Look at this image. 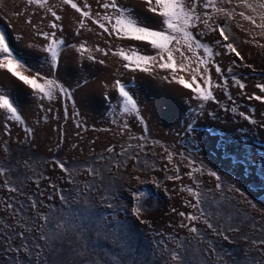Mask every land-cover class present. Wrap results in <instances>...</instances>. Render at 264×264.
<instances>
[{
	"label": "rangeland",
	"instance_id": "obj_1",
	"mask_svg": "<svg viewBox=\"0 0 264 264\" xmlns=\"http://www.w3.org/2000/svg\"><path fill=\"white\" fill-rule=\"evenodd\" d=\"M88 2L95 12L96 0ZM119 2L134 9L145 25L155 29L162 26V18L147 12L142 0ZM50 3L58 4V0ZM56 10L64 29L57 35L65 44L60 63L53 69L45 62L47 54L40 50L46 42L33 27L39 24L43 31H49L50 14L28 6L26 0H0V32L6 34L15 53L72 93V99L58 94L53 101L40 100L31 89L0 70V91L14 100L25 121H7L6 114L0 113V167L10 168L0 176V185L7 179L9 187L19 189L10 193L0 187V264H16L18 260L24 264H164L169 250L180 251L187 264H256L264 260V246L251 243L264 237V103L249 99L253 94L264 96L255 87L264 83V47L260 46L264 45V29L239 15L230 21L223 16L213 21L230 25L228 43L236 45L243 61L215 44L222 39L217 32L200 36L199 31L207 29L201 26L192 30L219 53L214 63L221 66L224 75L221 77L210 65L213 83L228 81L226 87L213 88L215 100L201 101L191 90L165 80L168 73L162 70L152 75L131 71L111 52L108 56L93 52L96 61L89 60L87 54L81 56L72 45L78 48L85 41L89 48L117 51L132 45L144 54H154V50L139 42L98 35L100 30L91 24V32L79 29L74 10L67 6ZM236 11H244L258 24L264 15V9L239 7ZM198 54L206 55L202 49ZM238 64L251 65L255 71ZM237 79L245 89L238 88ZM116 80L125 84L137 101L139 115L124 112L123 98L112 87ZM26 128L32 129L31 134ZM142 135L145 140L132 138ZM110 147L114 152L107 151ZM5 148L7 152H3ZM169 153L173 156L171 164L167 161ZM55 160L78 171L69 176L54 166ZM88 167L99 170L95 180L85 172ZM175 167L180 168L181 179L169 180V176L177 175ZM192 168L201 171L192 172ZM212 172L219 181L210 175ZM136 176L140 179H134ZM186 187L201 193L199 208L187 206L193 198L181 190ZM133 193L142 194L139 203L145 211L139 219L132 214L138 203ZM61 196L67 198V204ZM28 197L37 202L35 209L30 208ZM86 202L94 209L87 219ZM109 202L113 208L106 207ZM200 208L223 235L212 234L202 219L193 222L178 215H199ZM39 216H48L53 224H46ZM97 217L107 220L98 221ZM56 221L64 223L65 229L54 231ZM182 222L197 227L202 238L181 228ZM20 224L34 230L27 234L31 257L9 251L20 243L14 235L22 230ZM40 224L44 227L37 231ZM230 227H238L240 232L228 231ZM41 231L47 242L39 239ZM36 243L43 251L34 248Z\"/></svg>",
	"mask_w": 264,
	"mask_h": 264
},
{
	"label": "snow or ice",
	"instance_id": "obj_2",
	"mask_svg": "<svg viewBox=\"0 0 264 264\" xmlns=\"http://www.w3.org/2000/svg\"><path fill=\"white\" fill-rule=\"evenodd\" d=\"M146 11L154 14L155 16L162 18V26L159 29L149 27L142 23L136 16L134 9L126 7L119 2V0H96L97 9L94 12L93 6L88 2V0H58V4H51L50 0H26L28 6H35L37 9L43 10L46 14H50L51 20H49L47 27L49 31H43L39 24L33 25L36 28V34L43 38L46 42L41 46L40 50L47 54L45 57V62L50 64L53 69L57 68L60 59L63 46L65 44L64 39L60 38L57 33L63 32V25L61 22L62 16L58 14L57 8L62 6H67L68 8L75 11L78 14L77 17V27L79 29H86L91 32L93 29L89 26L94 25L100 30L98 35H107V37H115L120 40L134 41L141 44H146L151 50H154V54H144L140 48L136 46L122 47L117 51H112L111 48L105 50L99 46L89 48L87 46V41L81 43L77 48L76 45L72 47L84 56L87 54L89 60L96 61V57L92 55L93 52L101 53L103 56H108L111 52L112 55L119 57L125 63L123 67L130 69L131 71H139L142 73H147L152 75L156 71H164L168 73L163 78L170 83H176L181 85L184 89L191 90L195 94V98L201 101H212L215 100L213 95V88L226 87L228 81L225 79L222 83H213L211 76L210 65L215 67V72L220 74L222 77L224 75V70L219 64L214 63V56L219 55L215 53L213 48L206 43L201 42L197 38V35L192 31L193 29H207V32L200 30L199 35L205 36L208 32H217L219 37L222 39H217L215 41L216 45L223 47L227 53L234 54L236 58L240 61L244 60L241 53L237 50L234 43H228L230 40L229 29L230 25L225 26L219 23H213L217 17L223 16L226 20L230 21L239 15L245 20L250 21L253 25L258 28L264 29V15L259 18L261 23H257V20L250 15H246L244 11L237 12L236 9L239 7L249 8L253 11L258 9H264V3H250L249 0H142ZM222 5H228L229 7H223ZM198 8L201 11H198ZM215 13L216 15H212ZM28 24H32L31 19L27 20ZM80 33L77 32V35ZM264 47V45H260ZM203 50L206 55H199V50ZM186 53H192V56ZM234 64L236 60L232 61ZM98 63L103 64L104 60H99ZM252 68L251 65H237ZM0 70H4L9 73L16 80L21 82L23 85L27 86L32 92L40 99H47L48 101H53L57 99L58 94L60 96L72 99V93L57 79L49 78L47 75L41 73L38 70L32 69L29 65L25 63L22 57L15 53L14 49L10 46L6 34L0 32ZM229 73L232 69H227ZM252 71H255L252 68ZM32 73L29 75L28 73ZM184 74L190 77L185 79ZM239 89H245L246 85L242 83L239 79L235 81ZM115 88L119 96L123 98V110L125 113H135L139 115V109L137 107V101L133 98L128 90H126V85L121 83L120 80H116L112 85ZM259 89L260 93H264V83H258L255 85ZM229 99L231 96L229 95ZM249 99H255L264 103V96L253 94ZM0 113L6 114L5 119L7 121H14L19 124H24L25 121L15 104L14 100L10 96L2 91H0ZM65 115H67V109H65ZM79 115V113H75ZM247 118V117H246ZM47 120V117H44ZM143 122V118H141ZM252 123H256L254 120ZM80 126L79 124L77 125ZM125 128L128 126L125 124ZM7 128V125H5ZM26 132L31 134L32 129L26 128ZM145 131H147V126L145 125ZM133 139L145 140L146 136L132 137ZM143 148V145H139ZM8 149H3V152H7ZM109 153L114 152L113 148H108ZM126 151V150H125ZM167 152V149H165ZM123 155V153H121ZM101 159H103L101 157ZM134 159V157H133ZM167 161L169 164L173 162V156L169 153L167 155ZM139 163V161H137ZM55 167H58L62 172L67 173L69 176L73 174L77 169H70L66 167L65 163L60 160L53 161ZM191 164H189V167ZM116 167H119L117 165ZM111 171V169H107ZM177 175L169 176V180H178L181 177L178 175L180 172L179 167H175ZM201 171V169L192 168V172ZM10 172L8 167H0V176H5ZM85 172L92 176L95 180L99 175V170L97 168L88 167ZM191 176V173H187ZM211 176L215 177L217 181L220 177L216 173H210ZM104 177L100 176L101 182H103ZM134 179L139 180L140 177L136 176ZM194 179V178H193ZM75 183L74 180L70 181ZM10 181L5 179L0 187H6L7 191L10 193H17L19 189L17 187H9ZM217 188L220 187L219 184L216 185ZM182 191L188 192V194L193 198V200L188 201L187 206L193 209L199 208L201 204V193L195 191L192 187H186L181 189ZM30 208L35 209L38 205L35 200H31ZM104 199H108L104 197ZM133 199L138 203L132 209V214L139 219L145 209L143 205L139 203L142 200V194L133 193ZM60 200L65 204L68 203L67 198L64 196L60 197ZM194 201V202H193ZM87 215L85 218H89L91 212L94 210L93 205L87 203ZM12 207L11 204L7 205ZM107 208H113L111 202L106 204ZM175 211V209L173 210ZM200 214H186L185 212H179L178 215L183 217L187 221L198 222L202 219L203 224L212 231L214 235H223V232L218 227L214 226L211 222V217L202 209H199ZM39 220L44 221L46 224H53L52 219L48 216H39ZM98 221L100 219L107 220V217H97ZM44 227L43 224L37 226L36 230L39 231ZM66 225L59 221L54 223V231H61L65 229ZM181 228H187L192 234H195L198 238H202L203 234L200 233L199 229L195 226H190L187 223H181ZM255 227V226H253ZM22 230L16 231L14 235L20 238V243L16 244L15 247H10L9 251L16 254L23 252L27 256L31 257L32 250L29 249L27 239V234L33 232V228L27 227L24 224H20ZM228 231L240 232L238 227H230ZM264 231V228H262ZM11 239V237H9ZM40 240L47 242V236L41 231L39 235ZM225 240H228V236H224ZM245 239H247L245 237ZM256 246H264V237H261L258 241L253 240L251 242ZM86 247V246H85ZM182 245H177V248H181ZM35 249H40L43 251L41 244H34ZM40 253L37 252L36 256L39 257ZM222 259V257H218ZM187 264V258L177 250H169L168 258L165 260L164 264ZM16 264H24V262L18 260ZM30 264V262H29ZM115 264H120L116 261ZM256 264H264V260L256 262Z\"/></svg>",
	"mask_w": 264,
	"mask_h": 264
}]
</instances>
